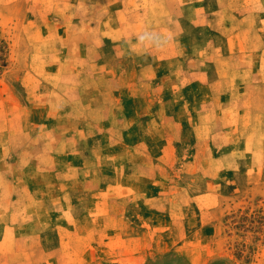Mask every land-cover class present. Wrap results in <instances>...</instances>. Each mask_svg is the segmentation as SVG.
Masks as SVG:
<instances>
[{
  "label": "rangeland",
  "instance_id": "rangeland-1",
  "mask_svg": "<svg viewBox=\"0 0 264 264\" xmlns=\"http://www.w3.org/2000/svg\"><path fill=\"white\" fill-rule=\"evenodd\" d=\"M0 264H264V0H0Z\"/></svg>",
  "mask_w": 264,
  "mask_h": 264
},
{
  "label": "clouds",
  "instance_id": "clouds-1",
  "mask_svg": "<svg viewBox=\"0 0 264 264\" xmlns=\"http://www.w3.org/2000/svg\"><path fill=\"white\" fill-rule=\"evenodd\" d=\"M155 40L156 47L161 48L163 45L167 42V40L163 37H161L159 34L155 32H151V34L148 31H145L142 35L138 37V41L140 43H151Z\"/></svg>",
  "mask_w": 264,
  "mask_h": 264
}]
</instances>
